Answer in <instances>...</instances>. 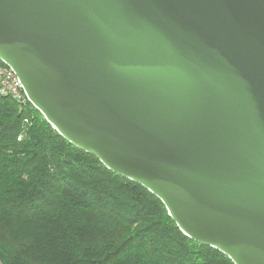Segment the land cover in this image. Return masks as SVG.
<instances>
[{"label": "water", "instance_id": "water-1", "mask_svg": "<svg viewBox=\"0 0 264 264\" xmlns=\"http://www.w3.org/2000/svg\"><path fill=\"white\" fill-rule=\"evenodd\" d=\"M0 60L185 234L264 264V0H0Z\"/></svg>", "mask_w": 264, "mask_h": 264}, {"label": "trees", "instance_id": "trees-1", "mask_svg": "<svg viewBox=\"0 0 264 264\" xmlns=\"http://www.w3.org/2000/svg\"><path fill=\"white\" fill-rule=\"evenodd\" d=\"M0 261L235 264L185 234L156 194L74 145L30 101L21 107L1 94Z\"/></svg>", "mask_w": 264, "mask_h": 264}, {"label": "built area", "instance_id": "built-area-1", "mask_svg": "<svg viewBox=\"0 0 264 264\" xmlns=\"http://www.w3.org/2000/svg\"><path fill=\"white\" fill-rule=\"evenodd\" d=\"M0 94L13 97L21 107L26 106L30 101L23 83L14 68L5 62L0 65Z\"/></svg>", "mask_w": 264, "mask_h": 264}, {"label": "rangeland", "instance_id": "rangeland-1", "mask_svg": "<svg viewBox=\"0 0 264 264\" xmlns=\"http://www.w3.org/2000/svg\"><path fill=\"white\" fill-rule=\"evenodd\" d=\"M0 264H2L1 261H0Z\"/></svg>", "mask_w": 264, "mask_h": 264}]
</instances>
